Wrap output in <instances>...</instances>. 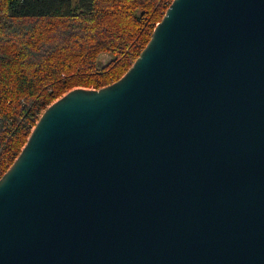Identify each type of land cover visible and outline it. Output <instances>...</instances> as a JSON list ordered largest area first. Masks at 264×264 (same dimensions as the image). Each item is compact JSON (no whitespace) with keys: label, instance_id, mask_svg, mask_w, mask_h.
Segmentation results:
<instances>
[{"label":"water","instance_id":"1","mask_svg":"<svg viewBox=\"0 0 264 264\" xmlns=\"http://www.w3.org/2000/svg\"><path fill=\"white\" fill-rule=\"evenodd\" d=\"M0 264H264V0H173L51 103L0 177Z\"/></svg>","mask_w":264,"mask_h":264},{"label":"trees","instance_id":"2","mask_svg":"<svg viewBox=\"0 0 264 264\" xmlns=\"http://www.w3.org/2000/svg\"><path fill=\"white\" fill-rule=\"evenodd\" d=\"M172 1L0 0V177L51 103L125 74Z\"/></svg>","mask_w":264,"mask_h":264},{"label":"rangeland","instance_id":"3","mask_svg":"<svg viewBox=\"0 0 264 264\" xmlns=\"http://www.w3.org/2000/svg\"><path fill=\"white\" fill-rule=\"evenodd\" d=\"M107 57L105 56V57H103V59H106Z\"/></svg>","mask_w":264,"mask_h":264}]
</instances>
